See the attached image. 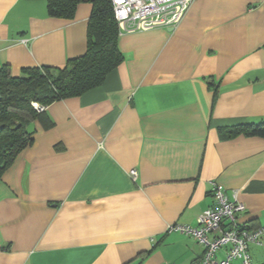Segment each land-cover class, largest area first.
Segmentation results:
<instances>
[{
	"label": "crops",
	"instance_id": "obj_1",
	"mask_svg": "<svg viewBox=\"0 0 264 264\" xmlns=\"http://www.w3.org/2000/svg\"><path fill=\"white\" fill-rule=\"evenodd\" d=\"M92 8L0 0V68L83 55ZM119 48L101 85L30 124L0 179V264H198L203 245L168 226L198 224L212 180L264 227V137L230 136L264 122V0H194L176 27L120 33ZM250 253L264 264V238Z\"/></svg>",
	"mask_w": 264,
	"mask_h": 264
},
{
	"label": "trees",
	"instance_id": "obj_2",
	"mask_svg": "<svg viewBox=\"0 0 264 264\" xmlns=\"http://www.w3.org/2000/svg\"><path fill=\"white\" fill-rule=\"evenodd\" d=\"M92 3L88 25V46L83 55L69 58L64 67L34 66L23 69L22 76L12 75L10 66L0 68V179L19 154L33 143L30 124L43 119L33 102L44 105L65 99L101 85L106 76L124 60L119 48L120 29L111 0H46L53 17L72 18L77 6ZM245 132L264 137V122L241 124L230 129V136Z\"/></svg>",
	"mask_w": 264,
	"mask_h": 264
},
{
	"label": "built area",
	"instance_id": "obj_3",
	"mask_svg": "<svg viewBox=\"0 0 264 264\" xmlns=\"http://www.w3.org/2000/svg\"><path fill=\"white\" fill-rule=\"evenodd\" d=\"M194 0H111L121 33L148 30L155 27H176ZM45 111L47 105L32 103ZM137 179L138 170L130 171ZM213 205L198 217V224L174 223L168 231L194 236L203 245L204 254L198 264H253L250 245L262 242L264 227L253 228L238 220L246 205L234 193L233 199L216 180L211 181Z\"/></svg>",
	"mask_w": 264,
	"mask_h": 264
},
{
	"label": "water",
	"instance_id": "obj_4",
	"mask_svg": "<svg viewBox=\"0 0 264 264\" xmlns=\"http://www.w3.org/2000/svg\"><path fill=\"white\" fill-rule=\"evenodd\" d=\"M0 98H1V94H0Z\"/></svg>",
	"mask_w": 264,
	"mask_h": 264
}]
</instances>
